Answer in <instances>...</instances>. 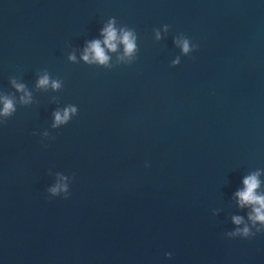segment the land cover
<instances>
[{
	"label": "water",
	"instance_id": "1",
	"mask_svg": "<svg viewBox=\"0 0 264 264\" xmlns=\"http://www.w3.org/2000/svg\"><path fill=\"white\" fill-rule=\"evenodd\" d=\"M110 18L134 58L83 62ZM45 73L58 89L35 87ZM0 94V264H264V233L224 236L241 178L264 190L262 0H0ZM57 174L66 200L46 198Z\"/></svg>",
	"mask_w": 264,
	"mask_h": 264
},
{
	"label": "clouds",
	"instance_id": "2",
	"mask_svg": "<svg viewBox=\"0 0 264 264\" xmlns=\"http://www.w3.org/2000/svg\"><path fill=\"white\" fill-rule=\"evenodd\" d=\"M264 2V0H262ZM161 31H167V25H163L161 30H153L155 39L161 38ZM99 35L101 39H93L88 41L82 50L80 59L88 64H97L101 66H108L109 56L107 52L112 53L117 50L118 45L122 47V55L117 56V60L131 61L136 52L135 40L136 36L131 29L125 27L117 28L115 20L110 18L100 30ZM173 43L180 49L182 55H187L191 51L197 49L196 44L189 45V40L185 37L174 38ZM69 61H75V56L69 54ZM179 58L174 59L172 64L178 63ZM12 88L19 94L18 102L21 105H27L31 102V94L27 91L24 84L17 83L15 80L9 81ZM35 87L39 89L56 90L60 87V82L57 80H49L47 73L38 76ZM15 111L14 99L11 95L0 94V121L8 119ZM76 107L68 105L63 110L57 109L52 113V127L64 125L70 118V115L76 114ZM145 168L149 165L146 163ZM261 171L250 172L244 175L240 184L241 187L233 192L232 198L236 202L238 209L245 210V216L233 215L231 222L235 226L231 231L224 234L227 239H250L258 234L264 233V190H261L262 181L260 179ZM69 177L57 174L56 182L46 189L48 197H59L60 199L69 198ZM164 259L170 260L173 256L172 252H164Z\"/></svg>",
	"mask_w": 264,
	"mask_h": 264
}]
</instances>
